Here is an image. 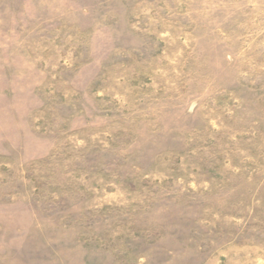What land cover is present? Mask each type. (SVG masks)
Listing matches in <instances>:
<instances>
[{"label": "rangeland", "instance_id": "obj_1", "mask_svg": "<svg viewBox=\"0 0 264 264\" xmlns=\"http://www.w3.org/2000/svg\"><path fill=\"white\" fill-rule=\"evenodd\" d=\"M0 264H264V0H0Z\"/></svg>", "mask_w": 264, "mask_h": 264}]
</instances>
